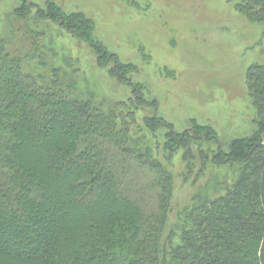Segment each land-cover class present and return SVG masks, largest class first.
Here are the masks:
<instances>
[{"label":"trees","instance_id":"trees-1","mask_svg":"<svg viewBox=\"0 0 264 264\" xmlns=\"http://www.w3.org/2000/svg\"><path fill=\"white\" fill-rule=\"evenodd\" d=\"M238 1L240 16L264 26V0ZM35 18L88 45L99 68L111 63L109 75L131 98L117 113L102 111L70 95L56 74L24 73L0 38V264H264V66L245 73L255 131L226 152L201 150L218 144L211 126L190 120L177 133L156 115L143 119L151 133L169 128L164 152L183 151L185 182L197 160L194 179L205 163L236 167L223 195L193 196L173 246L174 232L164 236L173 177L130 130L137 109L158 104L139 95L128 79L135 68L107 53L82 13L48 1Z\"/></svg>","mask_w":264,"mask_h":264},{"label":"rangeland","instance_id":"rangeland-1","mask_svg":"<svg viewBox=\"0 0 264 264\" xmlns=\"http://www.w3.org/2000/svg\"><path fill=\"white\" fill-rule=\"evenodd\" d=\"M48 1L66 14L80 12L90 19L94 39L120 63L135 68L128 75L131 84L139 86L146 102L158 104L155 110L137 109L130 130L173 177L164 236L173 231V246L180 244L181 212L195 195H223L236 177V167L205 163L194 179L197 160V170L185 182L183 151L171 159L164 152L169 128L151 133L143 119L156 115L177 133L189 128L190 120L211 126L218 144L200 147L212 153L217 147L226 152L233 140L250 137L256 114L245 73L251 65L264 66V26L240 16L235 10L238 0H0V38L7 52L22 61V71L56 74L64 89L71 88L70 95L105 112L117 113L120 103L130 100L131 88L109 75L111 63L99 68L88 45L35 18L36 7L44 8ZM192 152L198 154L196 147Z\"/></svg>","mask_w":264,"mask_h":264}]
</instances>
